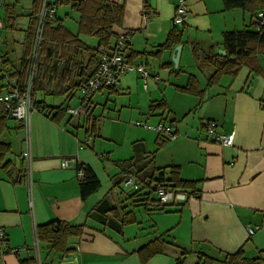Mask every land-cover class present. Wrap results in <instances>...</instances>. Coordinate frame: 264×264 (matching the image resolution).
Returning a JSON list of instances; mask_svg holds the SVG:
<instances>
[{
    "label": "crops",
    "instance_id": "obj_1",
    "mask_svg": "<svg viewBox=\"0 0 264 264\" xmlns=\"http://www.w3.org/2000/svg\"><path fill=\"white\" fill-rule=\"evenodd\" d=\"M108 1L124 7L122 21L113 31L130 35L125 59L142 65L148 75L125 73L115 87L94 93L84 107L72 86L90 77L94 64L89 51L57 45L56 52L43 57L34 93L41 109L30 115L29 171L20 156L25 148L21 123L10 115L0 118V142L8 146L0 157V228L4 232L0 264H208L205 257L213 259L209 264H227L222 260L224 253L238 250L245 258H258L264 264V54L257 56V73L242 66L236 75H222L212 85H207L211 68L203 59L212 50H224V32L248 27L255 16L249 9L224 8L223 0H186L188 16L177 26L182 47L175 65V46L153 53L173 27L177 0ZM33 8L32 0L21 6L4 0L0 11L1 18L4 11L2 29L7 21L12 29L23 27L22 19H26L22 39L1 34L0 76L5 72L17 82L22 80L31 49ZM62 8L63 19L57 14ZM71 11L77 14L71 5L57 7L56 18L76 34L78 15L73 18L75 27L65 22ZM87 36L78 34V39L95 49L98 40ZM79 62L84 64L83 74L81 67L77 73ZM189 75L196 77L202 95L177 89ZM114 95L123 97V103L118 104ZM159 101L164 108L151 111L150 105ZM111 102L118 117L124 108L129 120L142 117V122L172 123L177 137L166 139L142 127L130 134L124 154L110 158V152L101 150L98 161L110 159L113 165H102L103 171H112L110 186L103 190L89 150L94 151L96 137L105 135L96 127L95 109L98 105L106 109ZM65 107H75L78 114H70ZM210 120L216 123L215 133H234L232 146H222L206 134L205 123ZM12 151L15 158L10 156ZM64 158L74 161L63 167ZM130 158L129 165L120 164ZM75 162L88 165L101 184L83 200ZM171 166L178 168L181 179L195 183L196 192L184 202L149 210L142 201L129 197L130 187L120 186L126 172H133L141 183L150 179L155 168H164L169 177ZM102 201L106 210L92 214ZM126 213V222L117 230ZM50 221L82 227L80 235L67 239L64 253L51 251L35 237L36 226ZM154 239L165 243L163 252L142 262L140 249Z\"/></svg>",
    "mask_w": 264,
    "mask_h": 264
},
{
    "label": "trees",
    "instance_id": "obj_2",
    "mask_svg": "<svg viewBox=\"0 0 264 264\" xmlns=\"http://www.w3.org/2000/svg\"><path fill=\"white\" fill-rule=\"evenodd\" d=\"M42 1L43 0H32L34 15L30 19L31 25L29 27V35L32 38L31 46L38 22L39 12L42 6ZM48 3L51 8H54L55 12L53 17L48 16L46 18L43 25L37 72L34 77L32 87V96L34 101V93L36 90L38 73L43 63V57L48 56L49 53L56 52L54 46L61 45L87 49L89 51L90 57L92 58V64H94L93 69L88 73L89 76H91L98 64L99 49L112 48L115 40L121 35L113 31V26L119 25L122 21L124 12V7L122 4L111 2L108 0H53L52 2L49 0ZM65 5H71L73 10L78 15V32L76 34L71 33L56 18V8ZM223 6L224 8L240 7L243 9H249L252 11L253 16H255V20L250 25H248V27L243 28L242 30L227 31L222 34V46L226 52L225 55H219L212 50L209 54L203 57V59H205L206 63L211 68L207 85L217 83L222 75H236L242 66H246L250 68V70L257 73L260 69L257 56L258 54H264V25H259L256 21V10L264 9V0H223ZM78 34L95 37L98 40V46L95 49H88L83 45V43L80 42V40L78 39ZM124 35L130 36L129 33H124ZM181 37V30L178 29L177 26L173 25L164 43H162L157 49L158 51L153 54L158 55L162 51L171 50L174 46L181 43ZM129 43L130 42L127 43L126 48ZM192 53L194 55V58H197L194 47L192 48ZM25 60L23 77L22 80H19L18 82L20 85H22L26 79ZM80 67L81 74H83L84 64L82 62L77 63V73H79ZM82 80L76 82L72 86V88L74 89L79 83L82 82ZM177 89L181 92H186L188 94H193L196 96L202 95V89L200 88L196 77L193 75H189L185 85L177 86ZM35 104L36 106H38L36 101ZM163 108L164 105L162 101L150 105L151 111H156ZM8 115H10L8 111L4 108L3 105L0 104V118L6 117ZM92 128H94V125H92ZM159 135L168 139L163 134ZM159 144L160 143L158 142V147ZM7 151L8 146L0 142V157L3 156ZM153 154L154 152L151 153V155ZM132 161L133 158H130L128 160L122 161L120 164L126 166L132 163ZM75 167L76 171H83V177L78 178L79 194L80 198L83 200L90 194L97 191L101 184L88 165L77 162ZM169 169V177L165 176L164 168H155L152 170L149 176L150 179L147 181L142 180L141 183L139 181L140 179L138 178L139 180H137V177L133 172H126L127 175H133L139 183L138 189H133L128 193L129 197H133L138 199V201H142L143 205L148 207V200L154 196L155 191L159 186H164L165 188L172 190L182 191L186 193L187 196L196 192L195 183L192 181L181 179L179 177V171L177 167L171 166ZM151 194L152 196H150ZM105 208L106 202L102 201L97 206H95L91 213L99 214L105 211ZM163 208L164 207L157 209H147L160 210ZM109 210H114V208H111ZM127 214L128 213L120 217L119 225L116 227L117 230H120L121 226L126 222ZM81 231L82 227L80 225L75 226L64 224L59 221H50L45 224L36 226L35 235L41 242L46 243L51 251H54L56 253H64L65 251H67V239L71 236L80 235ZM164 246L165 243L160 239H154L147 245L143 246L140 249L142 262H145L154 254L162 253ZM212 260L213 259L211 257H205L204 262H207L209 264ZM222 260L227 264H259L258 258H245L242 255L241 250H238L234 253H224Z\"/></svg>",
    "mask_w": 264,
    "mask_h": 264
},
{
    "label": "built area",
    "instance_id": "obj_3",
    "mask_svg": "<svg viewBox=\"0 0 264 264\" xmlns=\"http://www.w3.org/2000/svg\"><path fill=\"white\" fill-rule=\"evenodd\" d=\"M49 0H43L42 6L38 16V22L36 25L34 38L32 41L31 50L25 60L26 79L25 82L20 85L16 79L12 78L7 73L3 72L0 76V81L5 90L0 91V104L8 111L10 116L18 120L24 132V143L25 148L21 152L22 160L27 163V170L29 169L30 153H29V124L30 115L33 111L40 110L41 108L36 106L33 99V80L37 72L38 57L40 51V44L42 41L43 25L46 18L53 17L54 8H51L48 3ZM4 5V0H0V11ZM188 16V10L186 6V0H177L174 7V14L172 23L175 26L182 25ZM256 21L259 25H264V11H259L256 14ZM2 18L0 15V42L2 40ZM130 42V36L121 34L112 45V48H100L98 64L94 73L88 77L85 81L79 83L74 89L81 92V99L84 107L89 106L91 96L104 88L115 87L122 75L131 71L139 72L143 77L148 75L146 69L137 63L128 62L125 59V49L127 43ZM67 110L70 114H78V110L75 107L62 108ZM136 125L144 128L153 130L158 134L165 135L168 139L173 140L177 137L172 123H157L150 125L145 122L136 121ZM216 123L212 120L206 122V134L211 137L214 141L222 146H232L234 142V133H215ZM90 137L86 139V144L90 142ZM74 160L71 158H64L61 161V165L66 167L69 163ZM76 164V162H75ZM29 171V170H28ZM77 178L83 177V171L78 170L76 172ZM124 187H130L133 189L139 188V183L136 178L128 174L122 179ZM188 196L186 193L179 190H172L159 186L154 196L148 200L147 206L151 209H157L165 207L167 205L178 204L186 201ZM249 234L254 232V228H248ZM36 237V236H35ZM4 239V232L0 228V240ZM37 240V238H36Z\"/></svg>",
    "mask_w": 264,
    "mask_h": 264
},
{
    "label": "rangeland",
    "instance_id": "obj_4",
    "mask_svg": "<svg viewBox=\"0 0 264 264\" xmlns=\"http://www.w3.org/2000/svg\"><path fill=\"white\" fill-rule=\"evenodd\" d=\"M51 2L53 0H50ZM31 2V0H6V4H17L18 6L21 5H29ZM63 9H58L57 10V14L59 16H61V18L63 19L64 16L62 14ZM68 9V8H66ZM69 11V10H68ZM2 18L4 16V11H2ZM77 17V14H75L74 12H70L69 13V17H67L65 19L66 25H68L69 27L73 28L74 23H73V18ZM17 18V17H16ZM22 21L24 22L23 27L20 28H11L10 21L6 22V27H4L1 30V34L2 35H13L14 37L19 39L23 38V35L25 34V26H26V19H22ZM73 23V24H72ZM76 29V28H75ZM88 37V36H87ZM122 77V76H121ZM77 99L80 97H82L81 92L77 91ZM117 103H123L124 98L121 96H116L114 95ZM96 99V97H95ZM97 100V99H96ZM101 100V104L104 101V97L100 99ZM75 105L74 103H71V106ZM77 108H79V105H76ZM117 109L115 107V105L111 102V104H108L106 109H103V106L101 107L100 105H98L95 109L94 114L97 116V122H96V127L101 129L103 131L104 138L102 137H96L97 138V143L95 146L94 151L89 150L90 153V157L93 158V162H95V169L98 172V176L102 182V189L106 190L108 188V186H110L111 181L109 180L110 175L112 174V171H103L102 169V165H110L113 168V165L109 161L104 158L101 160V162L98 161V156L101 154V150H105L106 152H110V158H116V156L122 155L125 153V148L128 147L126 145V143L130 140V134L135 135L136 132L141 131L138 129H144L142 128V126L140 128L136 127L134 124L136 121H141L144 120V118L142 117H136L132 120H129L127 113L125 114V111H127V109H122V113L120 115V117L117 116V111L115 110ZM142 119V120H141ZM147 124L150 125H155L152 122L149 121H145ZM81 125H83L82 123H80ZM89 126V125H88ZM79 131V135L82 136L83 135V126L78 128ZM122 138L124 139V141L121 143ZM131 138V137H130ZM87 149V147L85 148ZM15 151H12L10 153V156H13L12 158H15ZM124 156V155H123ZM110 167V169H111ZM108 184V186H107ZM107 186V188H106ZM122 188L124 187L122 182L120 185ZM120 187V188H121ZM126 190V189H123Z\"/></svg>",
    "mask_w": 264,
    "mask_h": 264
},
{
    "label": "water",
    "instance_id": "obj_5",
    "mask_svg": "<svg viewBox=\"0 0 264 264\" xmlns=\"http://www.w3.org/2000/svg\"><path fill=\"white\" fill-rule=\"evenodd\" d=\"M181 47L182 45L181 44H178L175 46L174 50H175V53H174V57L172 58V61L175 65H177L178 63V59H179V54H180V50H181ZM215 52H218V54H221V55H225V50H217L215 49ZM132 190V189H129V191Z\"/></svg>",
    "mask_w": 264,
    "mask_h": 264
}]
</instances>
